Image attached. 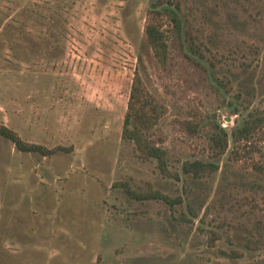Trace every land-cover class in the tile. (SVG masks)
I'll return each instance as SVG.
<instances>
[{
    "label": "rangeland",
    "instance_id": "374dc122",
    "mask_svg": "<svg viewBox=\"0 0 264 264\" xmlns=\"http://www.w3.org/2000/svg\"><path fill=\"white\" fill-rule=\"evenodd\" d=\"M178 1L210 60L180 42L176 0H0V125L61 146L26 152L0 135V264H264V127L212 147L217 125L264 116V0ZM136 73L162 105L149 134L179 178L123 138ZM196 159L219 169L184 174Z\"/></svg>",
    "mask_w": 264,
    "mask_h": 264
},
{
    "label": "trees",
    "instance_id": "16d2710c",
    "mask_svg": "<svg viewBox=\"0 0 264 264\" xmlns=\"http://www.w3.org/2000/svg\"><path fill=\"white\" fill-rule=\"evenodd\" d=\"M174 5V8L168 7L166 9V14L173 20L180 42L183 46L187 43L184 47H187L188 52L192 55H198V57L210 60L209 57L205 56L200 46L197 44L195 36L191 33L189 28H187L186 19L181 15L180 2L176 0ZM152 13H154L153 19L146 27L147 39L158 56L161 59H164L167 50V38L165 32L160 29L158 22L155 20V17L160 13V10H152ZM190 57L193 58L192 56ZM219 82L223 84L221 80H219ZM237 97L239 98L240 95L238 94ZM239 111L240 108L235 106L234 114H237ZM162 114V105L149 92L141 75L136 73L133 78L128 109L125 115L123 138L135 143L141 157L146 159H156L157 165L164 175H174L179 178V173H174L169 168L167 149L157 144L149 134V132L157 125ZM261 127H264V116L254 112H250L244 120L240 121V124L234 125L230 131L222 124L217 125L218 130L212 135V147L215 155H221L226 152L229 146V136L232 137L234 142L242 139H249ZM0 135L10 139L21 151L40 152L44 155H49L61 150V146L47 149L40 144L27 142L16 131L6 125H0ZM218 169V163L200 159L186 160L182 165V172L195 178L211 175ZM118 185L121 186L130 196L136 199H159L170 204L174 201L170 196L159 190L150 189L148 191L140 192L132 188L127 182H118ZM190 209L193 212V208ZM234 253V257H236L240 252L235 251Z\"/></svg>",
    "mask_w": 264,
    "mask_h": 264
}]
</instances>
